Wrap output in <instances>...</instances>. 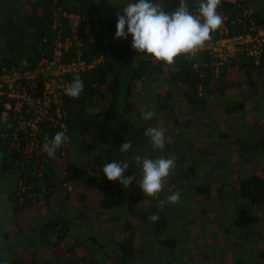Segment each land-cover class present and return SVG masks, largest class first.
<instances>
[{"label":"trees","instance_id":"obj_1","mask_svg":"<svg viewBox=\"0 0 264 264\" xmlns=\"http://www.w3.org/2000/svg\"><path fill=\"white\" fill-rule=\"evenodd\" d=\"M101 1L0 0V76L13 70L33 72L42 60H53L57 43L66 40L70 44L61 49V62L79 58L89 66L78 74L84 85L80 96L62 95L49 108L48 118L38 123L37 149L30 155L24 154L25 141L20 140L18 130L20 116L28 117L25 106L7 112L9 127L0 131V175L8 177L7 196L0 205V228H8L0 230V264H149L150 256L151 264H199L201 257L191 252L197 247L194 243L184 251L179 248L180 239L189 238L179 221L186 219L193 225L202 221L199 218L213 216L210 212L218 216L221 209H225L226 224L217 232L231 247L233 258L229 261L264 264V248L260 249L264 231L258 228L264 221V99L260 94L264 90V50L257 60L236 52L217 69L208 51L179 56L171 67L151 58L145 60L132 50L130 36L114 39L121 8L103 16ZM128 2L124 0L125 5ZM178 3L162 0L163 10L172 13ZM186 3L193 15L198 14L200 0ZM252 9L251 0H221L217 12L223 23L211 40L248 33L251 26L263 30L264 14ZM75 75L70 73L66 80L72 83ZM6 101L5 95L1 97L0 119L6 115ZM146 111H153V118L170 120L173 130L179 129L173 136L176 145L168 148L165 143L164 158L171 154L175 167L165 183L169 185L155 199L140 191L141 172L135 166H128L124 173L125 177L134 176L127 188L103 175L104 164L134 159L147 146V121L142 119ZM184 111L188 113L185 125ZM246 113L256 119V125L250 134L244 132L248 137L238 134L233 142L238 144V156L242 165L247 162L248 171L229 182V192L223 194L227 184L218 189L204 183L193 186L189 203L201 206L199 217L188 211L187 219L185 209L175 216L168 212L171 207L158 208L163 197L166 201L174 190H182L171 187L193 180L196 169L185 152L194 147L190 138L204 120L209 121L212 134L219 131V136L229 137L233 123L227 121ZM193 117L199 121L194 127L197 120ZM253 130L261 133L256 141L249 138ZM61 131L68 141L52 160L42 151L43 145L46 138L51 140ZM16 136L18 147L13 141ZM126 141L132 148L119 152ZM64 166L73 168V175L63 172ZM30 213L35 216L28 220ZM154 214L159 216L155 222L149 219ZM101 225L120 227V237L116 241L103 239ZM89 226L92 230L80 240L79 232ZM235 253L242 256L237 258ZM211 260L208 257L210 264Z\"/></svg>","mask_w":264,"mask_h":264},{"label":"clouds","instance_id":"obj_2","mask_svg":"<svg viewBox=\"0 0 264 264\" xmlns=\"http://www.w3.org/2000/svg\"><path fill=\"white\" fill-rule=\"evenodd\" d=\"M221 0H200L198 14L189 11L186 0H179L178 7L167 13L163 10L162 0H130L117 14L114 39L131 37V48L136 56L165 66H174L177 57L194 55L198 49L212 39V34L223 23L222 16L217 12ZM84 85L80 76H74L71 84L64 86V95L76 99L83 92ZM155 116L153 111H146L142 119L147 121ZM144 135L153 150L163 152L165 149V130L162 127H148ZM68 141L63 131L54 135L51 140L46 138L43 151L47 157L55 160L57 151ZM132 148L130 141L123 143L119 152L126 153ZM119 161V162H118ZM113 160L103 165V175L110 181H118L122 188L132 184L133 175L124 176L128 169V161ZM134 161L141 172L140 191L144 196L155 199L163 190L167 178L175 167L174 158H149L136 155ZM180 192L176 191L160 200L157 207L163 209L165 204H176L180 200ZM153 222L159 219L158 214L149 217Z\"/></svg>","mask_w":264,"mask_h":264},{"label":"rangeland","instance_id":"obj_3","mask_svg":"<svg viewBox=\"0 0 264 264\" xmlns=\"http://www.w3.org/2000/svg\"><path fill=\"white\" fill-rule=\"evenodd\" d=\"M6 1L15 2V1H20V0H6ZM227 1L233 2L237 0H227ZM123 6H125L124 0H102L101 1V10H102L103 16L113 13L115 10H117L118 8L120 9ZM167 6L168 4L166 3V7ZM251 6H253L254 8L252 10H257L258 12H261L264 14V4L262 3L261 0H251ZM76 23H77V19L75 18L73 19V25L75 26ZM262 82L263 80L261 81V83ZM262 84H264V82ZM260 94H263L264 96V90L263 91L260 90ZM5 114L6 115H3L0 119V131L4 130L5 127L6 128L9 127L8 116H7L8 114L7 112H5ZM187 116H188V113L184 111L183 113L184 120H182L183 125L186 124L185 121H187ZM234 117H235L234 120H232V117H231V119L227 121V123L229 122V124L233 123V126L229 125L230 127H232V129L230 128L231 130L228 133L229 137L219 136L218 134L220 133L219 131H215L212 134L213 132L212 128L210 124L208 123L209 121L207 122V120H204V125L202 124L201 129L197 127L198 132H196L195 137L190 138V140H194V147H192L191 151L185 152V156H186L185 158L189 160L190 162L194 163V167L196 169L195 174H194L195 176L191 178L193 179L191 183H190V180H185L184 183H178L174 185L173 187H171L173 189L180 188L182 190L179 191L181 194L179 202H177L176 204H167V203L165 204L164 207H166V209L167 208L170 209V207L172 208L171 211L168 210L169 213L176 216V215H180V213L182 214L183 210L185 209L184 211H187V212L190 211L192 213L191 216L196 215L199 217V211L201 210V206L200 205L191 206L189 203L193 200L192 199L193 198V195H192L193 186L204 183V184H207V186L209 187L218 189L221 184H227L223 190V194H227V191L231 185V183L230 185H228L229 182H231L232 179L236 178L239 175V173L243 171L244 172L248 171L246 168L247 162L242 165L243 161H241L238 156L239 146L238 144L234 143L233 140L237 138L238 134H241L243 138L248 137L244 135V132L250 134V132L252 131L251 128L256 125V119H254L250 114H247V113L243 115L241 114L240 116L234 115ZM194 118H196L197 122L193 123V127L199 123L197 117H193V119ZM171 123L172 122L170 120L169 121L164 120V118H160V117L147 120V128L148 127H162L165 130V143L168 145L167 146L168 148L170 145H176V141L174 140V137L179 131L178 128L173 130ZM213 127L215 128V126ZM220 129L221 130L225 129L223 124H221ZM226 129L229 130L228 127H226ZM239 129L242 130L243 132L239 131ZM254 130H257V127ZM259 131L258 132L254 131V134H251L253 136L252 137L249 136L251 141H256L255 138H258L261 136V133H259ZM167 136H169L170 138L166 139ZM171 149L172 148L167 149V151ZM138 155L148 156L149 158H153V159L164 157L163 152L158 151V150H153L150 147L149 143L144 149H142L141 153L139 152ZM166 155H169L167 156V158H172L170 156L171 154H165V157ZM252 162H254V160ZM258 164H261V161L258 162ZM128 165L130 167L135 166L136 169L139 168L136 166L134 159H129ZM186 167L188 168V166ZM61 169L63 170V172L65 171L67 175L69 174L73 175V171H72L73 168L64 166ZM7 182H8V177L0 175V205L2 204V202H4L7 196V193H5V190H4L5 186L7 185ZM168 185L169 183L165 184L164 186H168ZM176 191L178 190H174L172 194ZM167 197L168 196H166V200H167ZM215 197L217 196L215 195ZM194 199L196 200V197H194ZM162 200H165V198L163 197ZM183 200L186 201L185 206L182 205ZM224 210L221 209L218 213V216H215L214 212L209 211L213 216L210 215V217H208L209 215H206V217H204L203 219L199 218V220H202V221L201 222H198V220H196L195 222L193 221L194 222L193 225L190 224L189 220H186V219L181 218V221H179L180 222L179 227L183 228V232L186 230L189 236V238L187 237V239L186 238L180 239L178 243L179 248L184 251L188 248H191L192 247L191 243H194V245L197 247L195 249H192L191 252L192 254L196 252L199 254L198 257H196V258L201 257L202 262H200L199 264H210L208 262V257L213 259L211 260L212 264H219V263L232 264L229 261V258H233V253H230L231 247H229V244L226 241L225 237L222 235V233L217 232L219 231L218 230L219 228H224V223H225V219H224L225 211ZM2 212L0 213L1 215H2ZM188 214L189 212L185 215H187V219H190V216ZM32 215L35 216L33 213L26 215V219L30 220L31 218H33ZM98 223L99 221L97 222V224ZM7 228L8 226H4V227H1L0 230L1 231L7 230ZM118 228L120 227L118 226L112 227L110 225V228H107L106 225L104 226L101 225L99 227V232H101L103 239L107 241H116L121 235V233L118 232L119 231ZM258 228H261L262 231H264V221L258 225ZM86 230L84 231L81 230L79 232L78 237L80 238V240H85L88 231H91L92 228H90L89 226V229L86 228ZM200 243H206V244L205 246H199ZM262 248H264V240L260 243V249ZM235 255L237 258L242 256V255L240 256L239 253H235ZM148 259L150 261L149 264H151L153 259L151 258V256L148 257ZM248 261H250L251 263L254 262L253 258L251 259L248 258ZM188 262L189 261H187L186 263L188 264Z\"/></svg>","mask_w":264,"mask_h":264},{"label":"built area","instance_id":"obj_4","mask_svg":"<svg viewBox=\"0 0 264 264\" xmlns=\"http://www.w3.org/2000/svg\"><path fill=\"white\" fill-rule=\"evenodd\" d=\"M69 44L68 40L63 43L58 42L53 60H42L33 72L13 70L0 76V99L4 95L8 99L3 104L5 112L12 110L14 112L25 106V114L28 115V117L21 115L18 121L20 140L25 141L24 154L30 155L37 149L38 123L48 118V110L51 105H56L60 101L61 96L64 95V86L71 84L66 80L67 75L70 73L79 74L89 68L79 58L70 63L61 62V49H67ZM263 50L264 29L256 31L251 26L248 33L231 38L220 37L210 40L196 52H210L216 60L215 67L217 69L236 52L241 51L246 56L257 60ZM56 117L58 120L61 118L58 109H56ZM58 120H55V123H58ZM60 127L65 129L63 124H60ZM13 139L15 146L18 147V137Z\"/></svg>","mask_w":264,"mask_h":264},{"label":"crops","instance_id":"obj_5","mask_svg":"<svg viewBox=\"0 0 264 264\" xmlns=\"http://www.w3.org/2000/svg\"><path fill=\"white\" fill-rule=\"evenodd\" d=\"M263 96V94H261ZM263 99H264V96H263Z\"/></svg>","mask_w":264,"mask_h":264}]
</instances>
